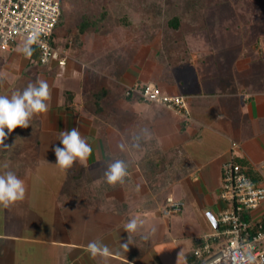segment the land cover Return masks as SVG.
Instances as JSON below:
<instances>
[{"label":"crops","instance_id":"crops-1","mask_svg":"<svg viewBox=\"0 0 264 264\" xmlns=\"http://www.w3.org/2000/svg\"><path fill=\"white\" fill-rule=\"evenodd\" d=\"M173 29L175 36L155 49V39L135 48L100 39L66 49L57 45L64 35H55L65 65L42 64L36 47L30 56L19 45L0 50V95L37 79L51 89L49 110L15 129L5 141L10 147L0 146V164L6 161L26 186L23 201L0 206V264H102L87 251L92 240L109 247V264H193L194 237L221 228L223 165L234 159L264 185V71L244 75L254 62L246 51L230 66L224 51L215 56L192 46V29ZM136 83L186 96L189 118L127 98ZM73 127L93 152L62 171L52 149ZM111 158L128 163L122 184L103 177ZM167 184L175 189L163 194ZM169 197L183 203L178 214L163 213ZM132 218L140 226L130 234L125 225ZM242 219L264 222V202ZM129 237L125 252L120 245Z\"/></svg>","mask_w":264,"mask_h":264},{"label":"rangeland","instance_id":"rangeland-1","mask_svg":"<svg viewBox=\"0 0 264 264\" xmlns=\"http://www.w3.org/2000/svg\"><path fill=\"white\" fill-rule=\"evenodd\" d=\"M58 1L62 9V18L55 29V35L58 38L64 35L57 45L65 44L66 49L73 44H91L100 39L116 40L115 42H121L120 44H125L127 48L130 46L135 48L143 40L152 43L155 39L150 45L155 49L158 48L160 41L164 43L165 39L171 40L175 36V30L169 22L177 17L183 30L192 29L193 32L186 35L191 39L192 46L198 45L199 49H206L215 56L224 51L223 53L228 54L230 66H233L234 61L240 59L239 55L246 51L245 58H254V62L244 69V75L264 71L262 5L258 6L251 24L244 26L235 8L228 2L206 7L205 0ZM100 17L102 19H99ZM93 21L98 22L94 25ZM84 23L88 26L86 27ZM102 24L100 33L96 34L93 28L95 26L98 28ZM84 26L85 34L81 29ZM164 188L163 194H168L175 189V185L167 184ZM179 197L176 195L174 199Z\"/></svg>","mask_w":264,"mask_h":264},{"label":"built area","instance_id":"built-area-1","mask_svg":"<svg viewBox=\"0 0 264 264\" xmlns=\"http://www.w3.org/2000/svg\"><path fill=\"white\" fill-rule=\"evenodd\" d=\"M62 18L58 0H0V50L23 47L27 37L38 34L31 45L39 50L40 61L48 64L67 62L66 50L52 43L53 34ZM126 95H137L144 101L163 106L188 119V98L169 95L154 83H136ZM264 169V164H263ZM221 199L227 204L218 216L220 230L194 237L193 264H264V222L255 225L243 221V213L257 209L264 202V185L255 181L247 168L234 159L222 168ZM183 203L169 197L163 213L178 214Z\"/></svg>","mask_w":264,"mask_h":264},{"label":"clouds","instance_id":"clouds-1","mask_svg":"<svg viewBox=\"0 0 264 264\" xmlns=\"http://www.w3.org/2000/svg\"><path fill=\"white\" fill-rule=\"evenodd\" d=\"M38 42V34L33 33L24 42L22 51L31 55V45ZM51 100V89L46 80L37 79L29 82L22 90L13 91L10 95H0V146L10 147L5 141L17 128L27 129L34 116L44 114L49 110ZM147 133V130H142ZM141 136L134 137L132 147H140ZM59 142L62 146H55L52 150L55 155V163L62 170L71 169L74 164H83L92 154V146L82 136L78 128L61 131ZM4 171L0 172V206L9 208L18 201H23L26 195L24 180L19 178L15 172L8 170L9 164L5 161L0 164ZM128 174V163L124 159L111 158L106 164L103 177L110 185L122 184ZM140 224L136 218H132L125 225V231L135 233ZM132 243L131 237L120 247L123 251L129 250ZM87 251L92 259L98 256L102 264H109V257L112 255L109 247L100 240H92L87 244Z\"/></svg>","mask_w":264,"mask_h":264},{"label":"trees","instance_id":"trees-1","mask_svg":"<svg viewBox=\"0 0 264 264\" xmlns=\"http://www.w3.org/2000/svg\"><path fill=\"white\" fill-rule=\"evenodd\" d=\"M224 2H228L232 4V6L235 8L244 26H249L251 24L252 18L255 16L256 12L258 11L257 9L258 6L262 5L264 8V0H205V5L206 7H211V6L218 5ZM98 21H95V22L93 21L94 22L93 24L94 25L97 24ZM169 23L171 27L173 28H178L180 26V21H179V18L177 17L172 18V20ZM84 25H86V23H84ZM87 26L88 25H86V27ZM81 29H83L82 31L84 32L85 26L82 27ZM54 36H55V33L53 34V38ZM53 38H52V43L54 45ZM126 97L132 100H139V101L143 100L141 97L137 95H130Z\"/></svg>","mask_w":264,"mask_h":264}]
</instances>
